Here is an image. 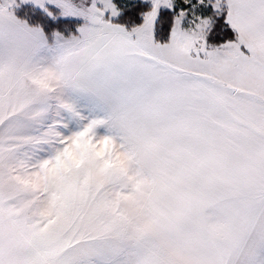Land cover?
Returning a JSON list of instances; mask_svg holds the SVG:
<instances>
[{
    "label": "snow or ice",
    "instance_id": "6c2138e0",
    "mask_svg": "<svg viewBox=\"0 0 264 264\" xmlns=\"http://www.w3.org/2000/svg\"><path fill=\"white\" fill-rule=\"evenodd\" d=\"M0 264H264V0H0Z\"/></svg>",
    "mask_w": 264,
    "mask_h": 264
}]
</instances>
